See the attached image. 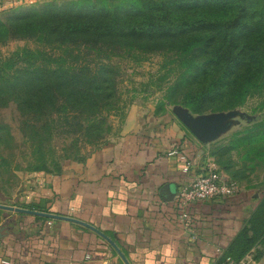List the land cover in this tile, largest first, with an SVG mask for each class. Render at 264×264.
Returning <instances> with one entry per match:
<instances>
[{
  "label": "crops",
  "instance_id": "1",
  "mask_svg": "<svg viewBox=\"0 0 264 264\" xmlns=\"http://www.w3.org/2000/svg\"><path fill=\"white\" fill-rule=\"evenodd\" d=\"M211 147L168 113L133 112L123 136L96 150L85 164L31 176L21 192L5 194L12 202L6 205L91 224L129 264H219L218 249L225 251L246 225L258 190L241 187L232 196L192 202L186 220L175 196L164 199L167 184L177 193L216 160ZM0 264L127 262L89 226L0 209Z\"/></svg>",
  "mask_w": 264,
  "mask_h": 264
},
{
  "label": "trees",
  "instance_id": "2",
  "mask_svg": "<svg viewBox=\"0 0 264 264\" xmlns=\"http://www.w3.org/2000/svg\"><path fill=\"white\" fill-rule=\"evenodd\" d=\"M199 2L53 0L0 10V45L26 40L49 45L52 50L47 56L41 48H25L6 60L12 61V65L0 77V105L15 99L36 110L54 112L70 104L99 114L114 104L109 92L115 87L114 67L109 63L96 69L92 64L81 65L67 57L56 58L54 53L61 47L74 52L80 51L82 45L103 43L149 49L178 47L185 72L175 90L184 91L183 103L196 113L211 105L224 110L235 108L244 103L258 80L264 84V42L262 46L252 42L249 52L245 49L250 32H264V10L251 13L253 3L249 0H204L208 7L224 6L229 11L241 5V10L226 19L211 16L176 22L174 8L198 6ZM179 32L185 37L175 39ZM249 133L241 138L239 146L264 145V124ZM257 211L250 214L246 225L220 256L219 264L227 256L240 261L253 252L256 240L250 235V227Z\"/></svg>",
  "mask_w": 264,
  "mask_h": 264
},
{
  "label": "rangeland",
  "instance_id": "3",
  "mask_svg": "<svg viewBox=\"0 0 264 264\" xmlns=\"http://www.w3.org/2000/svg\"><path fill=\"white\" fill-rule=\"evenodd\" d=\"M50 1L53 0H40L39 3ZM249 1L253 3L251 13L264 10V0ZM14 5V1L0 0V10ZM240 10L241 5L226 11L224 6L208 7L204 0H200L198 6L174 8L173 15L176 22L211 16L226 19L237 15ZM255 32L256 36L253 35ZM263 34L262 30L250 32L245 46L247 52L252 42L262 46ZM176 36L175 39L185 37L180 32ZM25 48H41L47 56L52 52L49 45L40 46L26 40L0 45V77L9 72L12 65V61L6 60ZM80 48V51L72 52L61 47L55 50L56 56L52 55L67 57L81 62V65L92 64L96 69L110 63L115 71L112 75L115 87L109 89L110 101L113 100L114 104L103 108L99 114L83 107L73 108L70 104L54 112L36 110L15 99L0 105V203L8 204L10 201L5 200V194L21 192L23 182L35 174H59L70 169L72 164H85L96 150L123 136L130 113L155 112L159 116L168 113L187 128L191 125L188 116H208L222 129L208 139L214 158L240 182L241 187L258 190L259 201L254 209L257 211L259 208V211L253 217L250 235L256 240L252 246L255 260L264 264V145L239 146L242 137L264 124L263 80H258L259 84L255 85L244 103L233 109L224 110L211 105L196 113L183 103L184 91L175 90L176 83L185 72L178 47L149 49L99 43ZM71 52L70 59L68 55ZM60 103L64 104V100Z\"/></svg>",
  "mask_w": 264,
  "mask_h": 264
},
{
  "label": "built area",
  "instance_id": "4",
  "mask_svg": "<svg viewBox=\"0 0 264 264\" xmlns=\"http://www.w3.org/2000/svg\"><path fill=\"white\" fill-rule=\"evenodd\" d=\"M10 1L16 3L14 6L32 5L40 2V0ZM183 170L185 172L189 171L190 165L187 164ZM240 188L241 185L237 180L225 176L216 160H209L206 164L205 172L197 175L192 181L183 184L176 193L175 199L178 203L177 205L182 210L180 218L186 220L189 217L186 208L192 202L212 200L222 196H232L238 193ZM218 251L221 255L224 252L220 248ZM223 264H255L254 254L250 252L240 261H235L231 256H227Z\"/></svg>",
  "mask_w": 264,
  "mask_h": 264
},
{
  "label": "water",
  "instance_id": "5",
  "mask_svg": "<svg viewBox=\"0 0 264 264\" xmlns=\"http://www.w3.org/2000/svg\"><path fill=\"white\" fill-rule=\"evenodd\" d=\"M187 119L191 124L189 126V129L192 132V134L202 141H208V139L210 137H213L214 135L218 134L222 130L221 127L219 126L218 122L216 120H214L213 118L208 117V116H198V117L188 116ZM175 195H176V191L173 190V188L170 184H167L165 187V191H164V199L166 201H170L174 198ZM0 209H6V210H10V211L28 213V214H34V215H40V216H45V217H49V218L65 219V220L78 222V223H81L83 225L89 226L90 228L94 229L95 231H97L98 233H100L101 235L106 237L114 245V247L119 252L121 257L127 262V264H129V262L127 261V259L125 258V256L121 252V250L118 248V246L112 240H110V238H108L107 236L102 234L100 232V230H98L93 225L88 224L82 220H79L77 218L70 217V216H64V215H59V214H54V213H49V212H44V211H38V210H31V209L22 208V207H15V206H10V205H6V204H2V203H0Z\"/></svg>",
  "mask_w": 264,
  "mask_h": 264
}]
</instances>
